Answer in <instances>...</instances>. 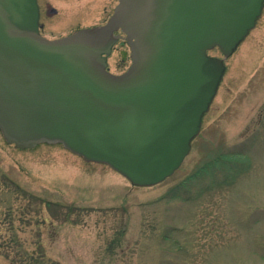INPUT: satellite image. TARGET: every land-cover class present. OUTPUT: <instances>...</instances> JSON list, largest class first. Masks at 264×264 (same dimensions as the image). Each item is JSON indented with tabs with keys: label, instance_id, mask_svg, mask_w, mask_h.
<instances>
[{
	"label": "rangeland",
	"instance_id": "374dc122",
	"mask_svg": "<svg viewBox=\"0 0 264 264\" xmlns=\"http://www.w3.org/2000/svg\"><path fill=\"white\" fill-rule=\"evenodd\" d=\"M38 1L50 39L103 25L117 4ZM106 62L114 75L130 67L124 35ZM224 65L190 153L152 187L0 133V264H264V9Z\"/></svg>",
	"mask_w": 264,
	"mask_h": 264
},
{
	"label": "water",
	"instance_id": "95a60500",
	"mask_svg": "<svg viewBox=\"0 0 264 264\" xmlns=\"http://www.w3.org/2000/svg\"><path fill=\"white\" fill-rule=\"evenodd\" d=\"M264 0H118L109 21L56 40L37 0H0V133L17 149L61 144L132 185L170 177L198 135L227 59ZM120 30L130 67L106 69ZM218 48L223 58L208 56Z\"/></svg>",
	"mask_w": 264,
	"mask_h": 264
},
{
	"label": "flooded vegetation",
	"instance_id": "af4514ba",
	"mask_svg": "<svg viewBox=\"0 0 264 264\" xmlns=\"http://www.w3.org/2000/svg\"><path fill=\"white\" fill-rule=\"evenodd\" d=\"M38 1V0H37ZM38 7H39V31H40V33L42 34V31H43V27H42V24H41V22H40V19H41V15H42V8H41V4H40V2L38 1ZM113 12V11H112ZM111 16V15H110ZM110 16L108 17V19H107V21L109 20V18H110ZM106 21V22H107ZM106 22L104 23V24H106ZM100 23H97V24H95L93 27H89V28H83V29H93V28H99V27H101V26H103V25H99ZM81 28H77L76 30H74V31H78V30H80ZM73 31V32H74ZM72 33V32H71ZM70 34V33H69ZM43 35V34H42ZM68 35V34H67ZM44 36V35H43ZM44 37H46V36H44ZM63 37V36H62ZM47 38V37H46ZM58 38H60V37H58ZM113 38H115L116 40H115V42H114V44H113V47H112V50H113V48H114V46H115V44L118 42V40L120 41L122 38H123V35H122V33L120 32V30H116V31H114L113 32ZM48 39H50V38H48ZM52 39H54V38H52Z\"/></svg>",
	"mask_w": 264,
	"mask_h": 264
},
{
	"label": "bare ground",
	"instance_id": "6f19581e",
	"mask_svg": "<svg viewBox=\"0 0 264 264\" xmlns=\"http://www.w3.org/2000/svg\"><path fill=\"white\" fill-rule=\"evenodd\" d=\"M111 51H112V49H111Z\"/></svg>",
	"mask_w": 264,
	"mask_h": 264
}]
</instances>
